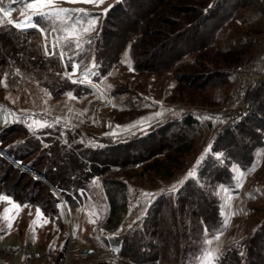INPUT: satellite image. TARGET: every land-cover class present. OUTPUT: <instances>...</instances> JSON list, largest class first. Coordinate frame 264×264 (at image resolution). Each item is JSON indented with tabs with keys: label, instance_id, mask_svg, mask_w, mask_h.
Instances as JSON below:
<instances>
[{
	"label": "rangeland",
	"instance_id": "obj_1",
	"mask_svg": "<svg viewBox=\"0 0 264 264\" xmlns=\"http://www.w3.org/2000/svg\"><path fill=\"white\" fill-rule=\"evenodd\" d=\"M186 4L202 10L183 14L179 8ZM0 5L11 10L0 24V54L7 53L0 62V155L11 154L0 160V197H8L0 199V264H141L132 248L148 247L144 219L158 212L160 226L153 242L160 246L171 207L182 197L181 185L197 175L203 162L217 167L211 155L205 157L210 151L225 165L231 152L243 151L251 163L247 168L238 160L230 163L234 177L237 170L244 174L235 198L229 194L231 185H207L220 207L219 232L213 233L202 218L206 214L195 198L178 215L186 228L181 247L188 245L186 254L182 250L177 255L178 263L226 264L228 249L249 244L264 219V152L257 160L264 143L258 145L254 135L263 124L249 121L254 132L247 139L235 132L220 142L218 132L249 106L250 89L243 108H229L240 66L252 57L264 61V0H54L52 8L67 9L71 20L87 13L85 19L96 21L82 36L90 43L85 42L76 57L85 65L95 59L98 74L91 84L72 82L80 79L83 67L71 79L64 75L72 72L67 55L73 54L71 44L86 24L72 30L71 20L65 24L34 15L24 0H0ZM30 15L35 27L7 23L23 22ZM167 16L171 20L165 23ZM189 21H194L193 29L183 26ZM54 42L56 54L45 55V46L52 52ZM61 47L67 54L63 62ZM188 113L200 118L201 126L174 175L146 170V163L165 157L180 136L169 124ZM45 121L51 126H42ZM148 150L156 154L148 155ZM11 152L19 154L17 165ZM56 166L57 181L66 178V186L75 188L69 201H57L53 187L36 177L40 170L50 173ZM112 174L124 178L127 192V212L115 231L104 225L111 210L106 182ZM160 194L165 197L153 209L151 203ZM261 251L262 237L252 252L263 264ZM209 252L213 258L206 260Z\"/></svg>",
	"mask_w": 264,
	"mask_h": 264
},
{
	"label": "trees",
	"instance_id": "obj_2",
	"mask_svg": "<svg viewBox=\"0 0 264 264\" xmlns=\"http://www.w3.org/2000/svg\"><path fill=\"white\" fill-rule=\"evenodd\" d=\"M162 3L164 4L163 1ZM166 4L167 3H165V5ZM179 9L183 14L185 13L187 14L190 10L192 12L200 13V10H202L201 8L198 7V5H194V4H186L180 7ZM197 18L199 19V21L198 19L195 20V23H197L195 25H199L200 23V17L198 16ZM170 20L171 19L167 16L164 22L168 23ZM171 22L173 23L174 21ZM189 22H191V24ZM189 22H185L183 26H185L186 29H193L195 27V25L193 24L194 21L193 22L189 21ZM199 28L197 27V29ZM6 54L7 53L5 52L0 54L1 56L0 62L6 60L5 59V57L7 56ZM27 55H29V49ZM263 102H264V74L261 75L257 83L254 84L249 91V106L247 110L244 111V113H242L237 119L231 122L229 127L223 129L221 132H218L219 133L218 136H220L219 141L221 142V140H224V137L226 136H229L230 139H232V136L233 134H235V132H241L245 137V139L252 137V133L254 131L253 129H250L249 121L252 122L254 121V122H258L259 124L260 123L263 124L260 127V130L262 129L260 133L254 134L257 135L256 137H257L258 145H262L264 143V112L262 111V109L264 110V108L262 107ZM169 125L170 127H174V130L177 131L179 130L180 136L177 135V137L174 138V140L172 141L173 142L172 147L168 149V151L165 153V157L163 158L154 157L150 162L146 163L145 165L146 170L151 169L155 173L163 176L174 175L177 164H179L180 161L182 160L181 154L191 149L192 140L194 136L193 133L197 131L199 132V126H201L200 121L192 113H188L181 117H177ZM243 147H245V145ZM162 150L164 151L165 148L163 147ZM210 152L211 153L207 154L205 157L207 156L210 157L211 155V158L213 160L211 164H215L217 165V167H212L213 168L212 169L209 163L203 162L200 169L198 170L197 175L191 176L190 178L187 179L188 182L186 184L184 182L181 185L183 186V188L180 189L182 197L178 200L177 205L171 207L172 216L169 219H166V223H164L167 227H165L163 230V239L161 240L162 244L160 246H158L155 242H153V240H155L156 233L158 232L156 229L158 228V226H160L158 219L159 216L158 212H155L154 215L151 214L150 219L149 217L148 219H144L143 223L146 222L147 230L149 232L147 241H145L148 247L147 248L144 247L145 249H143L142 247L138 249L136 247H134L135 249L132 248L138 255L141 264H155L156 262H161L163 264H179L178 256L182 252V250H183V255L186 254L188 250V245L186 244L185 249L184 248L182 249L181 247L182 246L181 238L186 233V228L182 227V224L180 222V217H178V215L182 213L184 207H186L188 202L193 198H195V200L196 199L198 200L197 201L198 207L203 209V211L205 212L204 214L206 215H203L202 218L209 223L208 226L212 228L213 233L219 232L222 229L221 227H223V223H222L223 219L219 214V208H220L219 204H217L218 203L217 199L212 198L210 196V192L208 191L207 185H212V183L215 184L224 183L227 185H232L234 183L235 177L233 176V171L230 168L231 161L238 160L240 163L242 162V166L244 168L245 167L247 168L251 162L248 160L249 156L246 157L241 155L243 151L241 153L238 152L234 155L231 152V157H229L231 158L229 159L230 163H227L225 165V163H223L220 159H218L215 155L212 154L213 151ZM11 153L16 158H18L19 155L18 153L16 152H11ZM150 153L151 155L156 154V152H154L153 150H148L147 154L149 155ZM0 160L4 161L6 160V157L0 155ZM57 169L58 167L56 166L54 168V171H52V169L50 170V173L41 170L40 173L45 177H47L51 182L55 183L59 187L62 195L69 201L68 198L71 197L70 195L74 194L73 191H75L74 190L75 188L66 186L67 184L65 183H68V180L66 178H63L66 182H63L62 178L57 181L55 177V174L58 173L57 171H55ZM209 170H211L210 174L208 173ZM51 173H53V175ZM40 180L45 184H48L46 181L42 179ZM190 185L192 186L189 187ZM212 189L211 191L214 190ZM106 191L109 197L111 210H110V215L107 218L104 225L107 230L115 231L120 225L123 215L126 214L127 212L126 181L124 180V178L119 177L117 174H112L107 179ZM170 192L171 191H167L165 194L167 195V193L169 194ZM163 196H164L163 194H160L158 197H156L153 200V202L151 203L153 209L157 206L158 201ZM55 198L57 201L58 199H60L57 196H55ZM260 237H262V239L264 238V219L252 231L251 238L249 239V244L247 245L242 244L240 247L234 246L228 249L224 253L223 255L224 262H226V264L227 263L243 264L244 262H245L244 264H260L258 263V260L255 259L256 253L252 252L255 242H257V240ZM106 240L109 241L110 239L106 238ZM173 253H175L176 255ZM262 254L264 257V252H262ZM173 255L175 257H172ZM263 264H264V260H263Z\"/></svg>",
	"mask_w": 264,
	"mask_h": 264
},
{
	"label": "snow or ice",
	"instance_id": "obj_3",
	"mask_svg": "<svg viewBox=\"0 0 264 264\" xmlns=\"http://www.w3.org/2000/svg\"><path fill=\"white\" fill-rule=\"evenodd\" d=\"M72 2H75V0H72ZM84 2H91V0H84ZM102 2V0H101ZM54 4V0H24V6L26 7V9H33L35 10L34 15H39L41 17H47L49 19H54L57 20L60 23H65L67 24V22L69 20H71V16L72 14L69 13V11L67 9H53L52 5ZM46 9H50V10H46ZM0 13H2V17H0V24L4 23L5 20L3 18L5 17H10L11 16V10H6L4 6L0 5ZM24 13L22 12L21 15H23ZM34 15H30L28 17H26L25 21L23 22H14L11 19L7 20V23L9 24H14L15 27L17 28H23L26 26H33L35 27V22H34ZM89 14L87 13H82L81 15L77 16V18L75 20H71V25L70 28L72 30H76L80 27V25L86 24L87 27L84 28H80V31L77 33V37L74 38L73 43L71 44V47L74 49V52L72 55H67L64 51H63V47H61V51H60V59L63 62L65 60V56L67 55V59L72 61V72L68 73L67 71H65V76L69 79H71L72 75H75L77 70L80 69L81 67H83V72H81L80 74V79L79 80H73V83H89L91 84V77L96 76L98 73L96 71H94V69L97 67L96 61L93 58L91 61L90 65H85L83 60H79L77 61L76 57L79 56L82 52H83V44L85 42L90 43L89 41H83L82 40V36L83 34L90 32L94 29V25H95V19H85L86 17H88ZM41 32H43V29H40ZM53 31H55V28L53 29ZM64 31L66 33H68L69 35L71 34L69 32V29H64ZM57 44L54 42L52 45L53 51L49 52L48 51V47L45 46V55H55L56 54V49ZM68 64L65 63V69H67ZM69 96L71 97V94L69 93ZM159 115V114H157ZM205 119H209V117H205ZM37 123H40L39 121H37ZM42 126H51L48 125L47 122H43ZM135 126V125H133ZM29 127L31 128V125H29ZM199 163V161H198ZM192 173L190 172L189 175H191ZM175 187V186H174ZM143 196L145 197H151L153 194L152 193H142ZM0 199H3L5 201L8 200L7 196H2L0 197ZM18 207V206H17ZM5 213H7L9 211V209H5L4 210ZM37 215L39 216L40 213L39 211H37ZM2 218V217H0ZM45 223H47L48 221H44ZM90 222H94V221H90ZM228 221L225 220V226H227ZM7 227L10 229L12 227L11 223H8ZM2 231V230H0ZM0 239H3L2 236H0ZM214 239H219L218 236L214 237ZM207 243L211 244L212 241L208 240L206 241ZM206 260H210L212 259V254L206 253Z\"/></svg>",
	"mask_w": 264,
	"mask_h": 264
},
{
	"label": "built area",
	"instance_id": "obj_4",
	"mask_svg": "<svg viewBox=\"0 0 264 264\" xmlns=\"http://www.w3.org/2000/svg\"><path fill=\"white\" fill-rule=\"evenodd\" d=\"M262 53L264 54V40L261 43ZM262 69L260 67V59L252 57L242 64L236 74L237 88L230 97L232 104L229 108H243L246 105L248 89L257 82L261 77ZM236 111L233 110V113Z\"/></svg>",
	"mask_w": 264,
	"mask_h": 264
},
{
	"label": "crops",
	"instance_id": "obj_5",
	"mask_svg": "<svg viewBox=\"0 0 264 264\" xmlns=\"http://www.w3.org/2000/svg\"><path fill=\"white\" fill-rule=\"evenodd\" d=\"M260 67H261V69L263 71L264 61L260 62ZM197 119L199 120L200 118H197ZM263 152H264V145L259 147L258 150H257V160L258 159L261 160V157H263ZM242 172H243L242 170L241 171L237 170L236 173H235V178H234L233 185H231V186L227 185V186L231 187V193H229V194L232 197V199L235 198L234 196L236 195V192H237L236 188L238 187L237 184L239 183V181H242L243 178H244L243 177L244 174ZM239 208H241V206ZM238 211H241V210L238 209Z\"/></svg>",
	"mask_w": 264,
	"mask_h": 264
},
{
	"label": "water",
	"instance_id": "obj_6",
	"mask_svg": "<svg viewBox=\"0 0 264 264\" xmlns=\"http://www.w3.org/2000/svg\"><path fill=\"white\" fill-rule=\"evenodd\" d=\"M0 152H2V151H0ZM3 156H6V157H8L9 158V156L8 155H10V153H8L7 151H6V154H3V153H1ZM13 157H15V156H13ZM11 160V159H10ZM38 178V177H37ZM40 178V177H39ZM43 178H45V176H43L42 175V178L41 179H43ZM46 180V182L49 184V185H51L52 187H53V190L56 192V194L61 198L62 197V193H61V191L59 190V188L57 187V186H55L48 178L47 179H45Z\"/></svg>",
	"mask_w": 264,
	"mask_h": 264
},
{
	"label": "bare ground",
	"instance_id": "obj_7",
	"mask_svg": "<svg viewBox=\"0 0 264 264\" xmlns=\"http://www.w3.org/2000/svg\"><path fill=\"white\" fill-rule=\"evenodd\" d=\"M5 115H6V114H5ZM0 148H2L1 145H0ZM10 155H11V154H10ZM12 156H14V155H12ZM6 158L9 159L8 157H6ZM16 159H17L16 157H12V161L15 162V163H14L15 165H17V162L20 161V160H18V159L16 160ZM35 173H37V172H34V174H35ZM37 174H39V175L36 176V177H38V178L40 177L39 179H41V178H42V174H40V173H37ZM43 176H44V175H43ZM45 179H47V177L43 178L42 180L46 181ZM62 197L65 198L63 195H62ZM60 199H61V198H60ZM9 239H10V238H9ZM11 239H12V238H11ZM15 244H16V243H15ZM18 244H19V243H18Z\"/></svg>",
	"mask_w": 264,
	"mask_h": 264
}]
</instances>
